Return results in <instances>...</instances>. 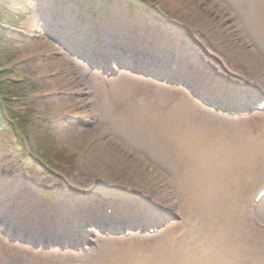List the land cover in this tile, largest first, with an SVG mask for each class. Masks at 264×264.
I'll use <instances>...</instances> for the list:
<instances>
[{"label": "rangeland", "instance_id": "1", "mask_svg": "<svg viewBox=\"0 0 264 264\" xmlns=\"http://www.w3.org/2000/svg\"><path fill=\"white\" fill-rule=\"evenodd\" d=\"M77 1L0 0L15 13L12 22L0 23V70L13 83L14 120L23 128L22 147L12 135L0 136V209L24 195L52 207L50 214L76 203L82 210L101 208L107 217L133 212L119 226L130 234L95 228H111V218L108 225L84 227L95 214L88 211L66 215L65 223L57 214L71 238L62 242L42 241L44 229L39 243L28 242L22 230L13 234L0 224V264H183L202 243L221 251V263L242 264L258 252L264 264V196L254 201L264 186V111L250 101L241 112H223L196 98L186 80L167 83L124 68L132 52L123 57L111 41L132 28L156 31L223 99L248 102L246 93L264 97V0H234L242 4L232 9L223 0H79L86 6L76 9ZM80 16L82 29L106 53L117 52L115 75L65 50ZM62 17L69 26L58 36L51 22ZM81 35L80 45H95ZM210 183L217 209L198 199L200 186ZM163 200L167 208L150 210L148 204ZM197 222L204 224L198 233ZM57 232L52 225L50 233ZM77 233L84 242L74 248Z\"/></svg>", "mask_w": 264, "mask_h": 264}, {"label": "bare ground", "instance_id": "2", "mask_svg": "<svg viewBox=\"0 0 264 264\" xmlns=\"http://www.w3.org/2000/svg\"><path fill=\"white\" fill-rule=\"evenodd\" d=\"M223 2L225 3V5H227L229 8H233V6L235 5H241L242 3H237V2H234V0H223ZM85 8V7H84ZM231 8V9H232ZM83 18V17H82ZM61 25V24H60ZM57 35H59L58 32H56ZM161 40L163 41V39L161 38ZM178 45V43L176 44V46ZM166 47H164V51L166 50ZM168 49V47H167ZM129 51V50H128ZM145 52V51H144ZM78 53L82 56H84L85 52L84 51H78ZM146 54V53H144ZM143 52L141 51L139 53V55H144ZM179 60L182 59V56L179 55L176 57ZM154 61L153 59H150L149 60V65L150 66H154ZM151 68V67H149ZM250 78H254L255 76L250 73ZM224 165V164H223ZM222 166V165H220ZM222 170L223 168H220L219 171L222 173ZM220 174V173H219ZM220 177L222 178V175L220 174ZM219 181L217 180L216 183H218ZM200 187H203L201 192L199 193L200 195L198 196V199L202 202H204L205 204H203L204 206H208L210 209H217L219 208V204L217 202H215V196H214V185L213 183H210V184H207V185H203V186H200ZM24 195L22 196H14L13 198V201H15L16 203L18 202H22L27 206H33V208H36V210H39L36 211V215L38 218V222H40L41 224L43 225H49V222L51 224H58L57 226L60 225V223L62 221H58L57 223L55 222V219H52L53 218V215L50 214V208H49V211H47V208L48 206L47 205H42L40 204L39 202L35 201V200H29L27 199L26 197H23ZM17 200V201H16ZM145 201V200H144ZM143 201V202H144ZM148 202V201H147ZM168 201L166 200H163V201H157L156 203H151V204H148L150 205L151 207V211L152 212H156L158 210H163L165 208H167L166 206H168ZM68 203L72 204L71 201H69ZM78 207L76 206H72L70 209L66 210V212L70 213V217L76 215L75 213L77 214H80L82 212L85 211H88V212H100L101 210L100 209H97V208H92V207H86L85 209L82 210V204L81 203H76ZM136 207V206H135ZM41 210L46 214V215H43ZM136 210V213L138 212L137 210L138 209H135ZM162 210V211H163ZM120 211V210H119ZM121 216L120 215H114L112 217H107L105 214H102V217H104V220H100L98 221V224H105V221L106 219L108 218H111V221L113 220V225L114 226H121L122 223L124 222L125 218H129L131 219L133 217V214L132 213H125L123 211H121ZM125 215V217L123 216ZM52 216V217H51ZM66 217V216H65ZM68 219L69 217L67 216L66 219L63 218V222L65 223L66 221L68 222ZM128 219V220H129ZM130 221V220H129ZM83 224H88V223H91L93 222V219H92V216L89 217V219H84L83 221ZM37 223V222H36ZM1 225H4L2 222H0ZM38 224V223H37ZM195 227H196V230H197V233L202 231L203 228H204V224H199L198 222L194 224ZM60 229H62L63 231L65 229H67V226L64 224H62V227H59ZM130 234V233H129ZM69 236L66 232V237ZM223 236H224V233H223ZM28 242H37L36 238L35 239H28ZM39 243V242H37ZM189 245V244H188ZM218 257H222V253L219 249H217V247L215 245H211V246H207L205 245L204 243H202L201 245H197V249L196 251L193 253V254H188V257L186 259H184V262L183 264H233V263H230V262H223L221 263L219 260H218ZM208 260V262H206ZM244 262L245 263H242V264H260V256H259V253L256 252L254 254V256L251 258V260L246 257L244 258Z\"/></svg>", "mask_w": 264, "mask_h": 264}, {"label": "trees", "instance_id": "3", "mask_svg": "<svg viewBox=\"0 0 264 264\" xmlns=\"http://www.w3.org/2000/svg\"><path fill=\"white\" fill-rule=\"evenodd\" d=\"M0 9H3L7 15L6 17L3 16V13H0V23L4 18H6V21L12 22L15 13L13 11L4 10L1 6ZM6 72V70H0V136L12 135L14 144L21 146L20 133L23 132V128L17 120H14L16 116L15 108H19L18 100H14V97L9 94L13 83L11 82L8 84L9 79L7 75H5ZM13 93L15 94V92ZM22 154H25L24 150H22Z\"/></svg>", "mask_w": 264, "mask_h": 264}]
</instances>
